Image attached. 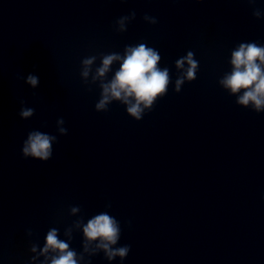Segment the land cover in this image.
<instances>
[{"label": "clouds", "instance_id": "obj_1", "mask_svg": "<svg viewBox=\"0 0 264 264\" xmlns=\"http://www.w3.org/2000/svg\"><path fill=\"white\" fill-rule=\"evenodd\" d=\"M250 5H254L256 0H247ZM253 16L260 19L264 13L259 8L253 9ZM136 19V12L132 11L128 15L121 16L116 21L119 31H126V22ZM143 20L151 25L158 21L155 17L145 14ZM96 57L91 56L83 59L81 76L87 83ZM161 55L153 47L146 43L137 45H126L123 54L112 52L102 56V62L95 70L92 81H100V96L95 103V111L107 112L109 105L118 101L126 106V113L136 121L143 119L144 114L150 112L159 99L167 95L169 85L172 83L170 70L168 67L161 68ZM114 62H119L118 69L111 79L107 75L112 71ZM185 63L188 67L183 75L175 81L174 91L181 92V86L185 79L192 81L196 79V71L199 62L194 59V54H188L175 61L177 69H183ZM231 71L226 73L219 80V84L228 91L229 95L236 97V104L243 108H251L256 113L264 112V45L255 41L241 42L236 49L231 52ZM22 79L32 89L39 86V77L34 73H29L26 77L17 76ZM21 105L18 115L23 120L32 118L35 109L27 107L23 99L19 100ZM65 120L60 117L56 120V130L60 136L68 134V129L64 126ZM46 126V125H43ZM58 142L56 135L32 130L22 143V156L27 159L32 157L41 162H47L53 156V144ZM111 203L105 205L111 208ZM71 213L80 211V207H71ZM129 226L131 222L129 221ZM75 227L82 231V249L77 253L71 247L72 229L65 230L64 235L68 240L60 238V230L56 227L48 229L40 255L44 256L41 264H80L84 260V254L94 257L99 253L104 254V258L111 262L115 258H121V262L128 256L130 245L117 246L121 238L120 222L108 211L93 215L85 223L83 219L75 222ZM31 235V229L28 232ZM38 245H32L31 251L36 252ZM33 260L36 257H32ZM91 264V261L87 262Z\"/></svg>", "mask_w": 264, "mask_h": 264}]
</instances>
